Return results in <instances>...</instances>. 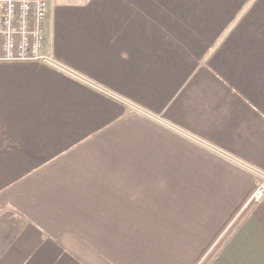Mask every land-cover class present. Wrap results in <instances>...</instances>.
Listing matches in <instances>:
<instances>
[{"label": "crops", "instance_id": "0c3cea01", "mask_svg": "<svg viewBox=\"0 0 264 264\" xmlns=\"http://www.w3.org/2000/svg\"><path fill=\"white\" fill-rule=\"evenodd\" d=\"M44 52L0 62V264H264V0H51Z\"/></svg>", "mask_w": 264, "mask_h": 264}, {"label": "built area", "instance_id": "2783aa9c", "mask_svg": "<svg viewBox=\"0 0 264 264\" xmlns=\"http://www.w3.org/2000/svg\"><path fill=\"white\" fill-rule=\"evenodd\" d=\"M51 0H0V62L40 61L61 68L44 52ZM244 208L264 199V171Z\"/></svg>", "mask_w": 264, "mask_h": 264}, {"label": "trees", "instance_id": "16d2710c", "mask_svg": "<svg viewBox=\"0 0 264 264\" xmlns=\"http://www.w3.org/2000/svg\"><path fill=\"white\" fill-rule=\"evenodd\" d=\"M228 224H229V223H228ZM228 224H227V225H228ZM227 225H226V226H227ZM226 226H225V228H226ZM221 233H222V231H221ZM221 233H220V234H221ZM220 234H219V236H220ZM217 238H218V237H217ZM215 240H216V239H215ZM214 242H215V241H213V243H214ZM221 243H222V242H221ZM220 245H221V244L219 243V244H217V245L215 246V250H214L215 253H214V255H212L213 253H212L211 255H209V256L206 258V260H205V264H209L210 261H211V259H214V258L218 255V252H219V250L221 249ZM205 252H206V251H205ZM203 255H204V253H203ZM203 255H202V256H203ZM202 256H201V258H202ZM212 256H213V257H212ZM201 258H199L198 261H197L195 264H197Z\"/></svg>", "mask_w": 264, "mask_h": 264}]
</instances>
